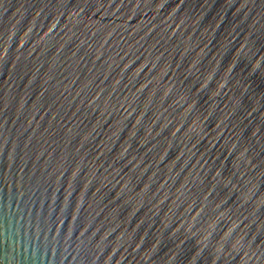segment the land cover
I'll use <instances>...</instances> for the list:
<instances>
[{
	"label": "water",
	"instance_id": "95a60500",
	"mask_svg": "<svg viewBox=\"0 0 264 264\" xmlns=\"http://www.w3.org/2000/svg\"><path fill=\"white\" fill-rule=\"evenodd\" d=\"M0 264H264V0H0Z\"/></svg>",
	"mask_w": 264,
	"mask_h": 264
}]
</instances>
